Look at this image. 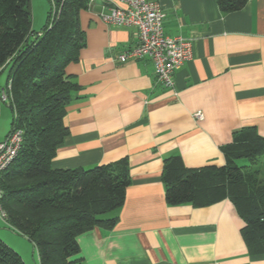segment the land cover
<instances>
[{
    "label": "crops",
    "instance_id": "0c3cea01",
    "mask_svg": "<svg viewBox=\"0 0 264 264\" xmlns=\"http://www.w3.org/2000/svg\"><path fill=\"white\" fill-rule=\"evenodd\" d=\"M152 1L164 13V33L191 42L172 88L156 81L149 57L116 59L135 31L102 20L108 0H90L79 14L85 45L65 68L79 88L66 106L68 133L51 167L89 168L126 156L130 183L122 205L103 215L115 216V224L77 236L78 256L82 264H264V254L249 252L228 198L171 205L161 178L171 155L191 168L223 164L220 146L242 127L264 138V0L231 12L216 0ZM0 237L25 264L34 254L39 262L21 235L0 229Z\"/></svg>",
    "mask_w": 264,
    "mask_h": 264
},
{
    "label": "trees",
    "instance_id": "16d2710c",
    "mask_svg": "<svg viewBox=\"0 0 264 264\" xmlns=\"http://www.w3.org/2000/svg\"><path fill=\"white\" fill-rule=\"evenodd\" d=\"M44 27L33 31L29 0H0V89L11 111L10 129L21 132L20 147L0 175V203L6 225L29 240L39 264H82L77 236L94 226L112 227L130 183L126 156L89 168L51 167L68 129L67 104L79 88L65 68L85 45L79 14L90 0H48ZM248 0H216L222 12ZM1 101V100H0ZM224 163L187 167L180 155L163 160L161 178L168 204L205 206L228 198L243 220L241 234L251 254H264V138L251 126L220 146ZM246 158V164H238ZM0 264H25L0 237Z\"/></svg>",
    "mask_w": 264,
    "mask_h": 264
},
{
    "label": "built area",
    "instance_id": "2783aa9c",
    "mask_svg": "<svg viewBox=\"0 0 264 264\" xmlns=\"http://www.w3.org/2000/svg\"><path fill=\"white\" fill-rule=\"evenodd\" d=\"M111 3L108 13H101L102 20L110 25L129 27L135 31L134 43L117 54L118 61L149 57L154 64L156 81L172 88L173 75L185 60L191 56V42L181 37H172L164 33V13L158 3L152 0H108ZM0 100L7 101V95L0 91ZM196 119H202L200 111L193 113ZM21 141V132L14 130L0 140V175L7 164L17 154ZM0 188V197H1ZM0 218L5 222V212L0 203ZM6 223V222H5Z\"/></svg>",
    "mask_w": 264,
    "mask_h": 264
},
{
    "label": "rangeland",
    "instance_id": "374dc122",
    "mask_svg": "<svg viewBox=\"0 0 264 264\" xmlns=\"http://www.w3.org/2000/svg\"><path fill=\"white\" fill-rule=\"evenodd\" d=\"M29 9L31 12V27L33 31L38 32L40 31L47 20L48 11H49V1L48 0H29ZM0 84L3 82V79L7 77V71L3 70L0 74ZM4 87V85H3ZM10 122H11V111L8 107V104L0 101V140H3L10 129ZM238 164H246L248 160L246 158H239L236 161ZM259 167L264 169V154L260 157ZM0 229L1 231H9L13 232L5 222L2 221L0 218ZM19 235V234H18ZM23 237V236H22ZM24 240L28 241L30 245L31 242L27 240L25 237ZM35 261V262H34ZM27 264H39L38 260L36 259V254L33 256H29L27 258Z\"/></svg>",
    "mask_w": 264,
    "mask_h": 264
}]
</instances>
